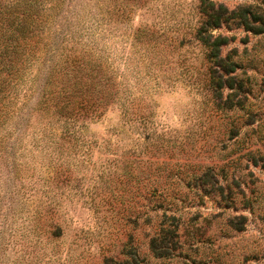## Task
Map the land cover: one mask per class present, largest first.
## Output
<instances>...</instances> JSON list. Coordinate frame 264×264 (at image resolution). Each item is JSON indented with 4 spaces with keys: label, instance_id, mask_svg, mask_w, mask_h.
Masks as SVG:
<instances>
[{
    "label": "rangeland",
    "instance_id": "rangeland-1",
    "mask_svg": "<svg viewBox=\"0 0 264 264\" xmlns=\"http://www.w3.org/2000/svg\"><path fill=\"white\" fill-rule=\"evenodd\" d=\"M0 264H264V0H0Z\"/></svg>",
    "mask_w": 264,
    "mask_h": 264
},
{
    "label": "trees",
    "instance_id": "trees-1",
    "mask_svg": "<svg viewBox=\"0 0 264 264\" xmlns=\"http://www.w3.org/2000/svg\"><path fill=\"white\" fill-rule=\"evenodd\" d=\"M231 15H233V12H228L227 10L224 9L223 13L221 15H213L210 17L209 21H213L211 22V27L213 28H218L219 26H221L222 24L228 22L229 20H233L234 17H232ZM201 41L205 42L206 45L208 46H212L207 44L208 40L207 39H201Z\"/></svg>",
    "mask_w": 264,
    "mask_h": 264
}]
</instances>
